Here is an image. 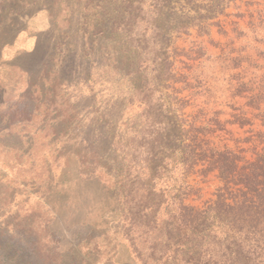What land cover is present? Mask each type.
<instances>
[{
	"label": "rangeland",
	"instance_id": "obj_1",
	"mask_svg": "<svg viewBox=\"0 0 264 264\" xmlns=\"http://www.w3.org/2000/svg\"><path fill=\"white\" fill-rule=\"evenodd\" d=\"M141 1L136 28L151 37L159 27L176 73L158 87L162 99L152 85L139 91L161 47L151 39L135 56L123 26L111 33L121 0H0V46L43 4L55 20L36 57L18 60L30 70L0 62V264L195 263L168 232L184 237L180 201L204 208L220 182L184 165L183 136L165 131L201 112H261L248 102L264 90V0ZM261 118L214 139L254 136L240 145L262 148Z\"/></svg>",
	"mask_w": 264,
	"mask_h": 264
},
{
	"label": "trees",
	"instance_id": "obj_2",
	"mask_svg": "<svg viewBox=\"0 0 264 264\" xmlns=\"http://www.w3.org/2000/svg\"><path fill=\"white\" fill-rule=\"evenodd\" d=\"M136 3L135 6L132 0H121V21H113L111 33L117 30L118 23L123 26V40L132 41L135 56L144 53L151 39L161 47L152 62L155 64V67L151 68L153 75L151 78L142 76L139 91L143 93L152 85L156 88L152 93H157L162 99L165 94L161 93L158 87L176 80V73L165 52V43H162L159 27L155 28L151 37L147 36L148 28H136L142 12V1ZM95 29L103 32L100 23L95 24ZM200 30L202 34H211L210 25H201ZM158 36L161 39L157 38ZM170 97L178 110L181 111L187 106L188 102L183 98ZM156 101L159 102L158 99ZM263 103L264 90H261L249 96L248 104L261 111L253 118L247 116V112H240L233 114V120L222 121L221 111H216L209 119H206V113L201 112V115L193 119H179L181 124L178 134L171 133L170 129L165 131L164 136H183L184 165L195 167L201 164V174L204 175L217 171L220 182L217 198L204 208L197 209L180 201V215L189 232L183 233L182 237L172 230L168 232V237L176 244L181 243L180 246L186 247V254H190L187 261L193 260L194 264H264V146L260 148V144H255L254 147L240 145V142H253L254 136L235 140V146L214 139L218 132L233 133L226 128L227 124H239L241 127L254 125L258 116L262 117L264 123V110L261 107ZM257 135L261 137V143H264V132ZM158 163L162 164L163 161ZM160 169L157 167L150 180H160ZM155 203L153 202V205H156V208L153 210L157 212L162 201ZM165 224L171 226L167 222ZM159 239L160 237L156 236L155 242ZM184 241L186 243L182 245Z\"/></svg>",
	"mask_w": 264,
	"mask_h": 264
},
{
	"label": "crops",
	"instance_id": "obj_3",
	"mask_svg": "<svg viewBox=\"0 0 264 264\" xmlns=\"http://www.w3.org/2000/svg\"><path fill=\"white\" fill-rule=\"evenodd\" d=\"M21 28L16 31L9 42L0 46V62L20 72H27L18 60L21 58L32 60L39 52L44 34L55 26L51 11L44 4L30 15L20 17ZM30 72V71H29Z\"/></svg>",
	"mask_w": 264,
	"mask_h": 264
}]
</instances>
